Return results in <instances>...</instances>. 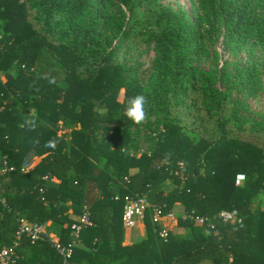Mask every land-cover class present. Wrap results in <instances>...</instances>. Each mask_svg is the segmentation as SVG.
Here are the masks:
<instances>
[{
  "label": "trees",
  "instance_id": "1",
  "mask_svg": "<svg viewBox=\"0 0 264 264\" xmlns=\"http://www.w3.org/2000/svg\"><path fill=\"white\" fill-rule=\"evenodd\" d=\"M93 2L0 0V252L13 249L10 264H63L49 234L32 241L20 232L21 221H53L70 264H114L119 249L129 256L121 264H264V130L239 126L228 92L208 86L189 58L191 31L158 0H145L159 25L151 88L114 63L102 29L71 27ZM258 3L260 13L253 0L229 10L227 43L264 29ZM243 76L257 82L256 70ZM142 114L157 117L144 139L133 134ZM182 114L191 130L206 121L213 131L193 137ZM141 197L147 236L122 245L126 201ZM177 202L191 238L159 234L156 210L168 215ZM224 210H236L243 227L225 224ZM84 214L92 224L74 240Z\"/></svg>",
  "mask_w": 264,
  "mask_h": 264
},
{
  "label": "rangeland",
  "instance_id": "2",
  "mask_svg": "<svg viewBox=\"0 0 264 264\" xmlns=\"http://www.w3.org/2000/svg\"><path fill=\"white\" fill-rule=\"evenodd\" d=\"M243 1L158 0V3L172 12L191 31L187 43L189 58L208 86L228 92L229 112L237 116L239 126L248 130H264V29L258 28L249 39H240L234 44L227 43L230 29L227 14ZM258 2L259 0H253V5L260 13ZM156 18V11L145 0H131L130 4H126L124 0H94L71 27L83 29L95 24L102 29L112 42L114 63H125L129 68V77L139 73L148 88H151L158 76L153 67L158 58L154 40L159 27ZM89 66L95 68L97 65ZM248 70L257 71L256 83L243 76ZM59 73L63 77L60 68ZM140 118V124L133 127V134L144 139L149 124L155 123L157 117L142 114ZM178 120L185 126L191 123L188 114H182ZM196 127L197 129L191 130L186 126L185 129L195 138L202 136L205 129L213 131V126L206 121L196 122ZM141 145L146 148L149 143L142 141ZM167 185L166 193L175 186L171 182Z\"/></svg>",
  "mask_w": 264,
  "mask_h": 264
},
{
  "label": "built area",
  "instance_id": "3",
  "mask_svg": "<svg viewBox=\"0 0 264 264\" xmlns=\"http://www.w3.org/2000/svg\"><path fill=\"white\" fill-rule=\"evenodd\" d=\"M245 179L244 174H238L237 176V184H241ZM147 207V200L145 197L137 198V199H128L126 201L125 210H124V224L128 227H133L136 225L137 220L139 218H143ZM168 215H172L171 212ZM162 216L161 210H156L155 212V220H160ZM220 217L225 224H229L233 226V228L239 229L243 227V221L239 217L236 210L233 211H222L220 213ZM198 222L200 224L204 223L203 218H199ZM92 222L88 217V214H84L80 220V223H76L72 226L74 240L79 236V232L81 228L91 225ZM20 232H26L32 239V241L41 240L46 238V230L44 225L42 224H34L28 225L26 222L21 221V229ZM160 236L163 238H167L169 235V231L167 228H163L159 232ZM75 242V241H74ZM55 247L59 251L62 256L63 264H70L69 260L72 256V248L71 246H64L60 244L57 240H55ZM14 254L12 248L3 247L0 252V262L1 264H10L11 256ZM14 262V260H13Z\"/></svg>",
  "mask_w": 264,
  "mask_h": 264
},
{
  "label": "crops",
  "instance_id": "4",
  "mask_svg": "<svg viewBox=\"0 0 264 264\" xmlns=\"http://www.w3.org/2000/svg\"><path fill=\"white\" fill-rule=\"evenodd\" d=\"M0 77L4 80V75L0 74ZM69 131V129H65L62 132ZM5 157L0 153V169L5 166ZM137 169H132V172H135ZM55 184L57 180L53 181ZM71 211V209L69 210ZM172 215H164L161 217V224L172 231V233L181 238H191L192 237V229L190 226L179 225L178 219L180 216H184V207L180 202L175 203L174 207L171 211ZM46 233L49 234L54 240L58 239L59 231L61 229L60 224L55 223L53 221H48L44 226ZM147 236L146 226L144 224V217L139 218L137 223L133 227H128L124 224L123 234H122V245H132L135 243L141 242ZM115 241V240H114ZM116 244V242L112 241V245ZM118 254L116 259H113L114 264H121V262L126 261L129 257L128 254H124L122 250H118ZM197 264H213L212 260L205 259Z\"/></svg>",
  "mask_w": 264,
  "mask_h": 264
}]
</instances>
